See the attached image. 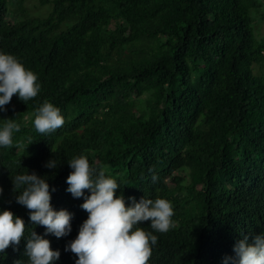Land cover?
I'll return each mask as SVG.
<instances>
[{"label": "trees", "instance_id": "1", "mask_svg": "<svg viewBox=\"0 0 264 264\" xmlns=\"http://www.w3.org/2000/svg\"><path fill=\"white\" fill-rule=\"evenodd\" d=\"M23 2L0 0V52L41 87L0 112V125L21 124L14 146L0 149V209L23 218L25 236L33 225L10 176L28 170L49 178L56 210L73 214L69 235L45 238L60 251L55 264H75L64 249L87 212L65 181L67 160L81 154L117 181L126 206L128 197L171 202L167 232L139 225L158 237L147 264H221L241 234L264 232V79L252 70L264 59L251 16L258 0H42L44 17L29 16ZM45 100L64 124L41 135L32 121ZM52 158L55 169L45 167ZM25 244L10 245L0 264H26Z\"/></svg>", "mask_w": 264, "mask_h": 264}, {"label": "clouds", "instance_id": "2", "mask_svg": "<svg viewBox=\"0 0 264 264\" xmlns=\"http://www.w3.org/2000/svg\"><path fill=\"white\" fill-rule=\"evenodd\" d=\"M37 75L27 69L16 57L0 52V112H6L14 95L27 104L40 92ZM0 125V149L14 146L13 134L21 130V124L14 118L3 119ZM35 131L47 135L64 124L60 109L45 100L34 112L32 121ZM71 169L65 183L66 192L73 198H83L80 207L87 212L76 237L68 241L65 251L75 254V264H147L152 248L158 237L146 232L139 225L149 222L154 232L164 233L173 227L174 209L164 198L139 201L128 197L126 206L124 195H116L121 188L114 178L103 171L97 173L87 156L81 154L67 160ZM56 158L49 159L45 167H58ZM15 202L29 210L32 222L30 235L25 236V222L12 211L0 209V253L11 245H19L26 240L24 255L26 264H55L60 251L50 246L48 235L56 238L67 236L72 231L73 214L67 209L56 210L51 204L52 193L47 176L35 171L20 172L10 176ZM157 177L152 176L153 182ZM85 190L88 193L85 194ZM3 188L0 187V195ZM35 226H43V234H37ZM233 245V255L224 256L221 264H264V232L241 234Z\"/></svg>", "mask_w": 264, "mask_h": 264}, {"label": "rangeland", "instance_id": "3", "mask_svg": "<svg viewBox=\"0 0 264 264\" xmlns=\"http://www.w3.org/2000/svg\"><path fill=\"white\" fill-rule=\"evenodd\" d=\"M42 0H24L23 9L32 17H44L50 11V4H43ZM261 8L252 11L251 16L253 19V29L257 39H264V21L262 20V13L264 10V0H258ZM16 9V6L12 7ZM253 74L260 76L264 79V59L258 64L252 66Z\"/></svg>", "mask_w": 264, "mask_h": 264}]
</instances>
